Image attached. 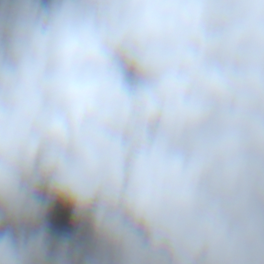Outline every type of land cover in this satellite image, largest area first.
I'll return each instance as SVG.
<instances>
[{
  "label": "clouds",
  "instance_id": "clouds-1",
  "mask_svg": "<svg viewBox=\"0 0 264 264\" xmlns=\"http://www.w3.org/2000/svg\"><path fill=\"white\" fill-rule=\"evenodd\" d=\"M0 264H264V0H0Z\"/></svg>",
  "mask_w": 264,
  "mask_h": 264
}]
</instances>
